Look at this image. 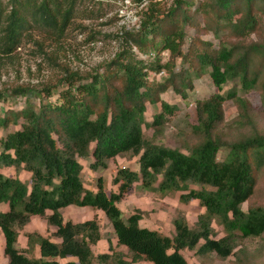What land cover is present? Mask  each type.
<instances>
[{"label": "trees", "instance_id": "1", "mask_svg": "<svg viewBox=\"0 0 264 264\" xmlns=\"http://www.w3.org/2000/svg\"><path fill=\"white\" fill-rule=\"evenodd\" d=\"M217 1L224 8H230L232 3V0ZM163 3V0H149L138 28L113 34L119 42V51L101 69L90 73L86 81L80 80L81 72L65 67L60 83H66V89L59 91L58 102H41L35 108L27 101L24 108L12 113V119L0 118V128L16 124L19 118L24 120L21 128L0 137V164L22 166L30 171L29 184L0 172V203L7 204V209L0 211L7 264H93L94 261L132 264L140 260L152 264H189L181 253L185 248H196L201 258L213 253L224 260L233 254L237 236L256 237L264 232V207L251 206L247 211L241 207L254 192L256 169L264 164V134L255 132L232 142L224 140L218 131L223 120V95L215 93L197 100L198 122L193 131L201 139L187 153L156 144L143 134V125L147 124L154 132H161L165 113L174 108L160 99L161 92L171 86L176 93L186 96L182 81L176 80L183 72H174L170 60L162 62L166 52L172 59L183 56L184 30L173 20L170 27L157 24L161 14L173 18L176 12L189 22L191 16L186 14V9L192 1L172 0L174 4H169L166 10L161 8ZM102 4L101 0H0V72L14 57L22 39L32 35V30L59 39L78 11H87L88 17L103 16ZM248 10L232 23L240 34L251 27ZM154 37L160 38V49L145 48ZM251 47L264 55V44ZM235 54L233 47L222 43L215 49L209 46L200 49L196 57L201 68L209 67L212 82L219 88L235 77L241 79L244 89L255 86L257 77H248V53ZM110 66L113 68L106 70ZM165 70L169 75L163 82L149 81L150 72L160 74ZM29 91H32L30 86L17 85L10 94L27 95ZM50 91L49 87L43 88V96H49ZM5 96L0 90V101ZM236 100L244 108L245 101L241 97ZM147 101H159L161 108L150 123L144 116ZM221 147L229 150L226 158L218 161ZM127 153L138 156L139 168H117L111 180L117 191L107 192L102 177L97 178L96 188L85 187L79 158L91 156L89 167L96 170L99 166L106 167L107 160ZM135 182H140L146 190L160 192L184 191L188 183L202 185L179 195L180 201L197 199L204 208L196 227H190L185 216L179 215L173 220L174 234L170 236L140 226L138 211L124 219L117 204ZM68 205L102 210L113 227L117 243L126 252L112 250L109 243L111 252L94 253L92 246L101 239L97 218L64 221L61 209ZM32 215L44 216L55 230L52 237L34 230L26 232L27 246L18 249L15 244L19 230ZM213 220L222 225L224 236L212 237ZM36 246L38 256L34 254Z\"/></svg>", "mask_w": 264, "mask_h": 264}, {"label": "rangeland", "instance_id": "2", "mask_svg": "<svg viewBox=\"0 0 264 264\" xmlns=\"http://www.w3.org/2000/svg\"><path fill=\"white\" fill-rule=\"evenodd\" d=\"M191 1L192 5L186 9V14L191 16L189 22L184 21L183 16L176 12L173 18L170 16L164 18V14H161L159 16L161 20L157 24L160 27H170L173 20L184 30L181 48L183 56L172 59L166 52L162 55V62L170 60L174 72H183V76L176 78V80L182 81L181 87L185 90L186 96H181L171 86H168L165 91L159 94V97L174 108L165 113V122L161 125V132H154L149 124L143 125V134L146 139L156 144L180 149L185 153L189 152L201 139V135L193 131L194 124L196 125L198 122L196 102L198 99H205L215 93H220L225 97L222 103L223 120L218 126V131L224 140L232 142L255 132L264 134V55L251 47L252 44H264L263 0H251L249 3L246 0H232L230 8L220 6L217 0ZM163 2L161 8L165 10L169 4H174L172 0H163ZM102 6V17H88L87 11H78L64 35L59 39L38 30H32V35L22 39L19 47L14 51V57L8 60L0 72V90L6 93L4 99L0 101V118L6 116L12 119V113L24 108L27 101L35 108L41 102H58L59 91L66 89V83H60V79L64 77L65 67L81 72L82 79L80 80L86 81L91 74L101 69L105 62L112 59L120 47L113 34H119L123 30L130 29L141 17L140 13H136V18H133L135 11L128 14L129 19H127L128 17L124 19L119 17L114 1L103 2ZM195 7L197 8L194 9ZM233 9L238 10L234 11ZM129 10L127 9V12ZM231 10L233 12L226 17L225 15L229 14ZM247 10L251 15V22H249L251 27L240 34L232 23ZM148 37L151 38L152 36L149 35ZM159 39V37H154L144 47L148 49V47L154 46L160 49ZM222 43L227 47H233L236 52L235 56L244 52L248 53L250 59L248 77H257L255 86L244 89L241 79L235 77L227 80L219 88L212 82L209 67L201 68L199 66L196 57L198 51L206 46L215 49ZM131 50L136 51V48L132 47ZM112 68L110 66L106 70ZM168 75L167 70L160 74L150 72L148 79L153 83H161ZM17 85L30 86L32 91H29L27 95L10 94L11 89ZM48 87L51 90L50 95L44 97L42 89ZM229 94H232L233 97L229 98ZM237 97H241L245 101L244 108L236 100ZM159 111H161L159 101L156 103L147 101L144 112L146 121L150 123L153 116ZM23 121L19 118L16 124L11 123L5 128H0V137L21 128ZM57 144L61 145L59 141ZM228 150L227 147H221L217 152V160H224ZM92 159L91 156L79 158L83 167L84 185L89 189L96 188L97 178L102 177L107 192L117 191V186L111 182L117 168L120 166L129 167L133 170L139 168L138 156H132L130 153L111 158L107 160L106 167L99 166L96 170L89 167ZM253 165L255 166V164ZM0 172L6 176L18 177L22 181L30 183V171L22 168V166L16 168L13 165L0 164ZM255 178L256 184L252 196L241 205L244 211H247L251 206L264 207V164L256 169ZM201 187L202 185L195 183H188L187 185L188 189H200ZM188 189L184 191H152L142 188L140 182H135L117 205L121 209L124 219L138 211L141 214L140 226L155 229L162 234L171 236L174 234V218L184 215L189 226L194 228L198 215L204 211L197 199H191L188 202L179 200L180 193L187 192ZM6 208V203H0V211ZM61 213L64 221L78 222L92 217L97 218L101 239L93 245L94 253L111 252L109 243L112 245V250L126 252L125 247L117 243L113 227L102 210L91 206L68 205L61 209ZM47 225L44 216L32 217L26 227L22 229L19 243L18 245L16 243L15 246L26 248L23 247L24 241H26L25 231H39L52 237L50 225ZM211 225L214 229L212 237L220 238L226 234L222 225L216 221L213 220ZM237 234L240 235L239 232ZM202 242L201 240L200 243ZM3 248L0 236V264H7ZM181 253L189 264H264V232L256 237L242 238L237 236V246L233 254L224 260L215 257L213 253L201 258L196 253V248H185L181 250ZM34 254H38L37 247H35ZM93 264L100 263L94 261ZM132 264L152 263L140 260Z\"/></svg>", "mask_w": 264, "mask_h": 264}, {"label": "built area", "instance_id": "3", "mask_svg": "<svg viewBox=\"0 0 264 264\" xmlns=\"http://www.w3.org/2000/svg\"><path fill=\"white\" fill-rule=\"evenodd\" d=\"M102 2H107V1H114L115 4L117 5V15L121 18H127L129 19V13L132 11H135V16L133 18H136V13H140V17H142V12L146 8L147 3L149 0H101ZM127 9H130L127 12ZM102 17V16H101ZM141 22V18L138 20V22L134 23L131 28H138ZM130 28V29H131ZM142 56V55H141Z\"/></svg>", "mask_w": 264, "mask_h": 264}, {"label": "crops", "instance_id": "4", "mask_svg": "<svg viewBox=\"0 0 264 264\" xmlns=\"http://www.w3.org/2000/svg\"><path fill=\"white\" fill-rule=\"evenodd\" d=\"M6 209H7V208H6ZM6 209H5V210H6ZM62 209H64V208H62ZM2 211H4V210H2ZM34 216H37V215H32L31 218L34 217ZM31 218H30V220H31ZM29 222H30V221H29ZM29 222H28V223H29ZM28 223H27V224H28ZM27 224H26V225H27ZM26 225H25L24 227H26ZM47 226H48V225H47ZM24 227H23V228H24ZM23 228H22V229H23ZM22 229L19 230L20 232H19V235H18V238H17V242H16L17 245H18V243H19L20 236H21V234H22ZM49 229H50L51 232H52V231L55 230V227L50 226ZM32 231H33V230H32ZM23 232H24V231H23ZM26 232H31V231H25V232H24V235H25ZM40 233H41V232H40ZM41 234H42V235H45V234H43V233H41ZM0 236H1V246L4 247V237H3V234H2V232H1V230H0ZM2 238H3V240H2ZM51 239L54 240V241H56V239H54V238H51ZM25 243H26V245H25ZM26 246H27V238H26V241H24V246H23V247H26ZM17 247H18V249H23V248H19V246H17ZM36 247H37V250H38V246H36ZM92 247H93V246H92ZM38 255H39V253H38V254H35V256H38Z\"/></svg>", "mask_w": 264, "mask_h": 264}]
</instances>
